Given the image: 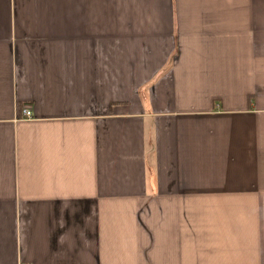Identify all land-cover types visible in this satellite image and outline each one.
I'll return each instance as SVG.
<instances>
[{
  "label": "crops",
  "instance_id": "crops-1",
  "mask_svg": "<svg viewBox=\"0 0 264 264\" xmlns=\"http://www.w3.org/2000/svg\"><path fill=\"white\" fill-rule=\"evenodd\" d=\"M0 264H264V0H0Z\"/></svg>",
  "mask_w": 264,
  "mask_h": 264
},
{
  "label": "built area",
  "instance_id": "built-area-1",
  "mask_svg": "<svg viewBox=\"0 0 264 264\" xmlns=\"http://www.w3.org/2000/svg\"><path fill=\"white\" fill-rule=\"evenodd\" d=\"M23 114L26 118L32 117V111L30 109H24Z\"/></svg>",
  "mask_w": 264,
  "mask_h": 264
}]
</instances>
